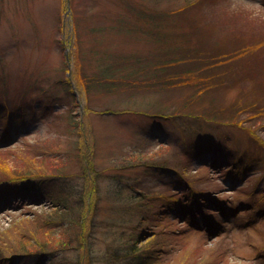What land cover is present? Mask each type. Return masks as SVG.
<instances>
[{
  "label": "rangeland",
  "instance_id": "374dc122",
  "mask_svg": "<svg viewBox=\"0 0 264 264\" xmlns=\"http://www.w3.org/2000/svg\"><path fill=\"white\" fill-rule=\"evenodd\" d=\"M209 38L248 50L207 66L196 51ZM101 52L123 64L110 87ZM227 65L239 72L219 81ZM251 139L264 147V0H0V166L35 171L43 188L36 201L0 197L1 243L48 236L36 215L68 197L69 217L86 215L92 264H264V148ZM207 141L221 154L194 152ZM181 179L200 197L196 216L167 205L187 196ZM66 229L48 240L74 238ZM65 244L39 264H76L80 246Z\"/></svg>",
  "mask_w": 264,
  "mask_h": 264
},
{
  "label": "trees",
  "instance_id": "16d2710c",
  "mask_svg": "<svg viewBox=\"0 0 264 264\" xmlns=\"http://www.w3.org/2000/svg\"><path fill=\"white\" fill-rule=\"evenodd\" d=\"M161 16V15H159ZM136 17H140V13H137ZM79 26V24L77 25ZM238 26H241L238 25ZM243 26V25H242ZM134 29H137L134 28ZM105 28H102L100 30L101 33H103L102 31H104ZM95 32H97V29H94ZM59 32H62V28L60 27ZM231 32V31H230ZM105 34V33H104ZM160 39V37H159ZM210 42L213 44L211 46L210 49H201V50H197L196 53L197 55V60H199L202 64H207V66L209 65H215V67H222L224 66V64L226 65L227 62L231 61L234 57H238L240 55L241 52H243V50H248L245 46L246 42L245 41L243 44H236V45H232V46H228L226 47L225 50H222L218 47V42L213 41L211 38ZM238 41H234V43H236ZM260 41H258L257 43H259ZM255 43V44H257ZM254 44V45H255ZM230 45V43H229ZM256 47H259L262 49L261 45H256ZM243 49V50H242ZM211 50V51H210ZM96 56H98V60H97V65L99 66V72L98 75H100V77L103 80H110V84L108 85V87H110V85L112 83L115 82V80H119L118 78H116L115 76L118 74V71L120 69V67H123V64L119 61H115L114 59H109L106 58V56H104V54H102V52L100 54H96ZM170 58V57H169ZM170 63L165 64L166 67L168 68L169 66L172 65V63H176V61H174V59L171 57L170 58ZM179 63V62H177ZM229 65V63H228ZM224 69L223 73L221 72V74L219 75V81L220 79L225 78V76L228 75H233V74H237L239 71H236V69H239L238 65H232L231 67H228ZM236 67V68H235ZM235 68V69H234ZM183 74H187L190 75L191 77L195 78L194 75L187 73V71H184ZM120 76V75H118ZM168 75H166L167 77ZM115 77V78H114ZM176 75L173 76V78L175 79ZM221 77V78H220ZM231 77V76H230ZM107 78V79H105ZM232 78V77H231ZM177 79V78H176ZM182 79V77H181ZM226 79V78H225ZM196 80V78H195ZM225 81V80H224ZM208 82V81H207ZM224 83V82H223ZM235 106V105H233ZM178 115V113H176L175 111H171L169 116H176ZM191 116V115H190ZM204 115H200L197 114V118L202 117ZM236 115L234 117H230L228 120L229 122L233 123V121H235ZM19 119V118H18ZM13 121L12 117L10 118V121H8L9 123L6 124V132L8 138L10 139L11 135H15L16 134V129H13V123L11 122ZM242 124H246L245 122H243ZM248 125V124H247ZM11 126V127H10ZM10 127V128H8ZM257 140L251 139L249 142H251V144L254 146V148L257 150V147L260 146V148H264L262 144H260L259 142H256ZM20 142V140H19ZM211 143V144H210ZM193 150L196 154H202L204 153L206 149V146H210L211 149L214 152H219V150L217 149L216 144H214L213 142L207 141V143L203 142V143H196L193 144ZM3 148H0V151ZM260 150V149H259ZM221 154V153H220ZM151 163V164H147V163ZM226 163V162H225ZM139 166H146V168L148 169H165L162 167L165 166H169L167 164H165L164 162H158V163H154L153 159H149L148 157H144L139 159V163H137ZM228 167H230L233 171H236L235 169H237L236 164H234V162L227 164ZM167 168V167H166ZM1 169L7 171V172H12L11 175H14V177H19V178H8L6 176H4L1 172ZM172 169V168H171ZM0 189H2V196L1 199L4 197V195L7 196V198H14V197H19V198H23L25 201H32L36 199L35 195L36 193L41 192V194L43 193L42 190V182L41 180L39 181V178H37L35 176V171L31 170V169H24L23 168H16L14 167L12 171L7 170V168L5 166H0ZM30 175H33V177H29ZM20 176H27L28 178L25 177H20ZM181 185L184 186L183 188H185V191H187V196H185L181 201L178 199L176 201L171 200L169 202L168 200V206L170 208L173 209H179L183 214H192L194 216H196L198 214V210L201 206V203H197L196 201H194L193 199H197L200 198L198 196H195L194 192L190 189V187H187L186 183L184 182L183 179H181ZM166 194H162L160 195V197H164V198H169L168 196H165ZM61 196V194H60ZM31 197V199H30ZM41 197V195H40ZM93 197V194H92ZM195 197V198H194ZM33 198V199H32ZM158 200L160 198H157ZM68 197L67 198H63V202L64 204H61L63 207L61 208V206L59 207H55L56 209H54L55 211H51L48 213H45L43 215H41L39 217V215H36L38 217V219L36 220V225L39 226V229H37L36 232H48V236H43L42 237H38L30 232L27 231H23V233L21 234V238L17 237V239L11 241L8 238H4L5 240H2L3 243H1L0 241V264H13L16 261L17 262H29L30 264H39L40 262H42L43 260H51L54 261L57 257L58 254L60 253V249L62 250L63 246H67L68 244H65V242H69V244H72L73 247H79V252L82 251V253L80 255H78V259L76 264H92V260L90 261V256H87L88 253H92V251L90 250L89 247H92V241L88 242V240H86L87 237V232L84 231V229L86 228L84 226V220L86 215L82 216V213H78L76 221H74L72 218H70V213H68V211H71L70 209H68V207H66V203H67ZM198 200V199H197ZM36 201V200H35ZM62 201V200H61ZM161 200L159 201V204H161ZM201 202V201H200ZM62 203V202H61ZM180 203V204H179ZM78 210L80 211V207H77ZM86 214V213H85ZM79 216V217H78ZM74 223V224H73ZM69 224H72L73 226H77V232L74 238H68L65 237L62 240L61 245H55L52 244L51 241H49L48 239L51 238L52 235H57V231L61 230V233L63 234V232L67 231V227ZM67 225V226H65ZM133 245V244H132ZM148 245H138V246H132L131 248H126L127 250H124V255L122 257H127V258H135V257H139L140 256V252H142V250L146 249ZM81 249V251H80ZM114 261V260H113ZM68 264V263H66Z\"/></svg>",
  "mask_w": 264,
  "mask_h": 264
}]
</instances>
